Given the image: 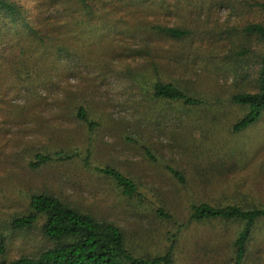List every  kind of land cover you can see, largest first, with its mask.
Segmentation results:
<instances>
[{
    "label": "rangeland",
    "instance_id": "1",
    "mask_svg": "<svg viewBox=\"0 0 264 264\" xmlns=\"http://www.w3.org/2000/svg\"><path fill=\"white\" fill-rule=\"evenodd\" d=\"M105 1L102 33L71 43L85 57L53 71V83L26 90L0 74V234L6 239L0 260L36 256L51 246L41 222L28 230L11 227L13 218L26 212L27 195L37 190H50L118 224L128 248L143 257L165 252L168 233L188 223L193 203L264 205V115L234 133L242 110L230 102L234 93L253 88L262 50L252 45L260 51L242 59L235 34L251 21H264L259 6L264 0ZM153 24L198 34L175 40L154 34L148 28ZM157 80L180 85L206 104L157 100L152 95ZM77 103L87 108L95 129L76 117ZM46 148L79 156L70 163L29 167L30 157ZM89 151L95 165L131 177L137 193L128 197L113 179L88 169ZM239 229L235 223H188L176 264H232ZM246 262L264 264V224L250 242Z\"/></svg>",
    "mask_w": 264,
    "mask_h": 264
},
{
    "label": "trees",
    "instance_id": "2",
    "mask_svg": "<svg viewBox=\"0 0 264 264\" xmlns=\"http://www.w3.org/2000/svg\"><path fill=\"white\" fill-rule=\"evenodd\" d=\"M117 1L121 5L124 0ZM106 5L109 4L105 0H0V74L6 72L7 77H14L21 89L26 90L42 83H53V71L85 57L83 49L71 43L78 39L82 41L90 33H102L101 21ZM259 6L264 8V3ZM148 28L154 34L175 40L198 34L187 27L163 24H153ZM235 35L242 44V59L260 51H254L252 45L260 46L262 50L256 56L258 70L251 82L253 88L242 89L231 96V104L242 110L241 116L232 124L233 132L240 133L251 128L264 115V21H251ZM152 95L157 100L179 102L187 107L206 104L204 99L198 98V94L190 93L170 81H155ZM78 104L74 105L76 117L91 130L95 129L96 123L89 117L87 108ZM78 156L77 151L46 148L35 152L28 166L38 169L70 163ZM90 156L89 151L84 157V165L88 169L113 179L128 197L137 193V184L131 177L115 167L95 165ZM169 171L178 181L184 182L180 171L172 167ZM158 211L161 216L171 218L163 208ZM39 222L41 234L51 246L36 256L0 260V264H176L180 233L192 222L238 224L240 229L233 242L232 264H246L250 242L257 228L264 224V205L247 207L234 203H193L188 223L178 224L175 231L169 232L167 249L153 257L135 255L128 248L126 234L118 224L98 218L47 189L27 195L26 212L15 216L11 227L19 231L28 230ZM5 251L6 239L0 234V256Z\"/></svg>",
    "mask_w": 264,
    "mask_h": 264
}]
</instances>
